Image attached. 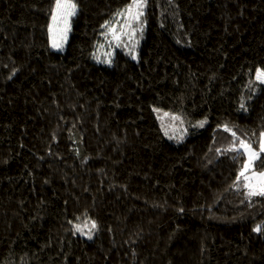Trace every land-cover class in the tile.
Returning a JSON list of instances; mask_svg holds the SVG:
<instances>
[{
    "label": "trees",
    "instance_id": "obj_1",
    "mask_svg": "<svg viewBox=\"0 0 264 264\" xmlns=\"http://www.w3.org/2000/svg\"><path fill=\"white\" fill-rule=\"evenodd\" d=\"M0 0V264H264V0H146L139 59H93L132 0ZM155 108L190 116L168 139ZM264 168V154L256 169ZM84 221L96 235L79 233Z\"/></svg>",
    "mask_w": 264,
    "mask_h": 264
},
{
    "label": "rangeland",
    "instance_id": "obj_2",
    "mask_svg": "<svg viewBox=\"0 0 264 264\" xmlns=\"http://www.w3.org/2000/svg\"><path fill=\"white\" fill-rule=\"evenodd\" d=\"M146 7V0H132L111 17L93 50L95 62L111 68L125 56L139 59L147 32ZM78 10L79 6L75 0L55 1L49 22V41L55 50L65 52L68 49ZM256 80L264 85L263 69L256 72ZM155 114L168 139L181 141L185 138L183 129L190 119L189 115L160 108H155ZM241 150L245 152L247 159L240 177L245 180L247 190L251 194L264 195V168L256 169L257 161L264 154V134L259 149L245 142L241 144ZM95 226L93 221H84L77 230L92 240L96 235Z\"/></svg>",
    "mask_w": 264,
    "mask_h": 264
}]
</instances>
